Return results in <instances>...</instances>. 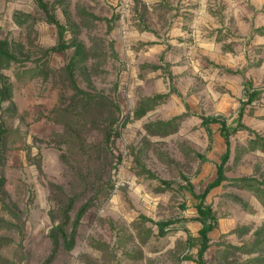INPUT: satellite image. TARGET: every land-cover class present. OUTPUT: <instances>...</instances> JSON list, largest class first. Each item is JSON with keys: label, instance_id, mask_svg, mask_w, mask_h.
I'll return each instance as SVG.
<instances>
[{"label": "rangeland", "instance_id": "1", "mask_svg": "<svg viewBox=\"0 0 264 264\" xmlns=\"http://www.w3.org/2000/svg\"><path fill=\"white\" fill-rule=\"evenodd\" d=\"M44 1L56 6L58 20L67 27L65 41L77 38L89 51V60L76 70L78 85L117 103L120 119L126 115L132 119L108 149L103 134L106 118H93L80 109L53 113L56 108L66 109L75 94L65 71L74 49L47 55L46 50L57 47L60 39L37 1L0 0V41H7L19 59L1 71L13 97L0 102L7 192L3 199L19 219L3 210L0 199V220L24 229L21 233L0 227V236L12 239L0 249V264H44L50 255L49 233L60 221L58 202L63 199L51 183L76 198L73 218L87 201L95 200L82 219L74 250H61L52 264H197L184 257L198 252L188 242L190 236H199L202 227L194 221L199 217L198 202L179 191L178 185L187 184L184 175L194 191L202 193L215 179L225 151L220 125H211L210 135L201 116L223 117L233 128L244 108L243 123L264 134V94L243 107L250 84L264 89V37L253 33L255 23L250 24L245 15L241 20L248 28L237 25V15H230L227 26L223 20L221 28H205L200 13L183 10H195L199 0L188 1L187 6L184 0H133L124 20L119 15L121 0ZM84 10L101 19L88 17ZM17 12L31 14L36 21L20 27L13 19ZM170 87L180 94L133 119L141 100L167 93ZM188 109L192 115L175 134H147V123L172 119ZM250 138L248 131L231 137L226 175L264 182V153L242 149ZM136 156L159 179L138 175ZM160 179L172 182L175 190L158 193ZM263 202L264 195L258 198L230 181L208 195L206 205L218 219L206 253L209 264H225L226 245L240 246L253 239L254 231L264 224ZM142 215L155 222L192 221L175 224L161 237L155 224L139 221ZM202 221L208 223L207 218ZM247 226L252 229L249 235L237 232ZM236 256L231 260L250 258L240 252Z\"/></svg>", "mask_w": 264, "mask_h": 264}, {"label": "trees", "instance_id": "2", "mask_svg": "<svg viewBox=\"0 0 264 264\" xmlns=\"http://www.w3.org/2000/svg\"><path fill=\"white\" fill-rule=\"evenodd\" d=\"M39 8L44 11L46 16V21L56 26L59 34L60 43L57 47L50 48L46 50V54L51 52H61L67 49L73 48L74 55L71 60L65 67L67 73V79L70 82L71 88L74 90L75 94L73 95L72 101L66 109L56 108L53 110V113L61 112H74L78 109L84 112H91L93 118H106L107 127L103 130L104 134V146L109 149L115 143V140L120 137V129L124 127L131 119V115H126L120 119L122 114L121 107L115 103L110 98L106 97L101 93H92L82 89L76 79V70L81 65L85 64L89 60V51L87 50L85 44L82 41H79L77 38H74L71 42L65 41V35L67 27L62 24L56 15V6L54 4H49L44 0H36ZM64 2L65 0H59V2ZM85 15L95 20H100L98 16L93 13H88L84 10ZM13 19L15 23L23 27L29 21L35 22L36 19L27 13L17 12L14 14ZM110 22V21H109ZM113 28L110 27L109 31ZM253 33L256 35L264 36V26L256 28L253 30ZM19 59L16 54L12 53L9 49V43L7 41H0V102L10 101L13 97V89L11 84L3 82L5 80L4 74L1 73L2 70L8 68L12 62H18ZM154 70L161 69L159 66H153ZM231 74L241 73L240 71L234 72L230 71ZM171 74L169 77L171 78ZM173 94H180L175 87H170L169 91L164 94H156L152 97H147L141 100L138 107L134 111L133 119L139 120L146 116V114L154 110L157 106L164 104ZM264 94V89H255L252 84L249 85L247 90V101L243 102V107L250 105L260 99ZM189 109L176 117H173L169 120H157L154 122H149L145 125V130L150 136H160L167 137L172 134H175L181 124L191 116ZM244 117V108L239 111L237 118V125L231 127L228 125L227 120L220 116H201L203 126L208 130L209 134L212 135L210 126L213 124L220 125V133L225 141V151L221 156L220 163L217 165L216 177L215 179L208 183L202 193L197 194L194 191V186L192 182L183 175V179L187 182L186 185L179 184L178 190L182 192L189 193L194 199L197 200L196 210L199 215L198 218L194 221L202 223V227L199 229L198 237L190 236L188 242L191 247H197L198 252L196 256L187 255L184 257L185 261H193L197 264H209L206 259V253L211 247V237L210 234L218 228V219L215 215V212L210 206L206 205V199L208 195L217 187L221 186L224 182L230 181L234 185H237L243 189L253 192L258 198H261V195H264V182L259 181L255 177L244 176L241 178L229 179L226 175L227 165L231 159L232 154V143L231 137L240 131H248L250 134V140L248 145L243 149L244 152H263L264 153V134L257 132L256 130L248 127L243 123ZM96 120V119H95ZM5 133L4 130L0 132V199L2 200L3 210L12 213L15 218L19 219V216L13 208H11L3 199V196L7 194L5 189L6 179L3 176L2 169L5 165V156L3 152L2 144V134ZM95 147V146H93ZM196 156L205 159V156L200 153H196ZM135 163L138 166V175L146 176L149 179H159L154 172L148 169L141 161L140 157L136 156ZM41 169V166H40ZM160 185L156 189L158 193H166L168 191H174L175 188L173 183L167 180L160 179ZM51 187L58 190L62 195L63 199L58 202L59 210V223L52 227L49 233V238L52 243L51 253L44 262V264H52L56 259L61 250L72 251L76 246V241L78 237V230L81 225L82 219L88 213V211L94 206L95 200L87 201L78 211L75 218L72 217V211L74 210L76 204V198L68 196L63 187L54 183H51ZM100 193V192H99ZM98 196V193L96 194ZM234 200L242 203L245 209L248 208V204L243 201L242 198L234 196ZM264 203V202H263ZM203 218H207L208 223L203 222ZM143 222H151L158 227V235L165 237L169 234L172 227L177 223H186L192 220L190 219H170V220H161L155 222L154 220L142 215L140 220ZM0 227L7 228L9 230H18L23 232V226H20L19 223L8 222L4 219L0 220ZM237 229V232H242V235H249L252 232L250 227H244ZM150 233H153V230H150ZM12 239L4 236H0V249L7 247L11 244ZM244 253L250 256L245 262H239L237 259H232L230 257H237V253ZM225 264H264V224L254 231L253 239L249 242L244 243L240 246L236 245H226L223 256Z\"/></svg>", "mask_w": 264, "mask_h": 264}, {"label": "crops", "instance_id": "3", "mask_svg": "<svg viewBox=\"0 0 264 264\" xmlns=\"http://www.w3.org/2000/svg\"><path fill=\"white\" fill-rule=\"evenodd\" d=\"M186 6L190 3V0H184ZM192 1V0H191ZM199 6L195 8L186 9L188 11H195L196 14H201L202 23L207 29H214L223 27L222 21L225 20V26L230 21V15H237V25L242 24L241 15H245L250 19V24L254 21L255 29L264 26V0H199ZM259 36V35H257ZM264 37V36H260Z\"/></svg>", "mask_w": 264, "mask_h": 264}, {"label": "built area", "instance_id": "4", "mask_svg": "<svg viewBox=\"0 0 264 264\" xmlns=\"http://www.w3.org/2000/svg\"><path fill=\"white\" fill-rule=\"evenodd\" d=\"M132 3H133V0H121L120 7H119V15L121 16L122 20H124Z\"/></svg>", "mask_w": 264, "mask_h": 264}]
</instances>
